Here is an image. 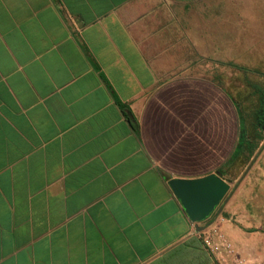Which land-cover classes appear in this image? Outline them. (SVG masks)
Returning a JSON list of instances; mask_svg holds the SVG:
<instances>
[{"label": "crops", "instance_id": "0c3cea01", "mask_svg": "<svg viewBox=\"0 0 264 264\" xmlns=\"http://www.w3.org/2000/svg\"><path fill=\"white\" fill-rule=\"evenodd\" d=\"M260 1L0 0V264L258 252L227 217L239 186L196 224L169 182L227 172L243 93L230 66L264 63L244 37Z\"/></svg>", "mask_w": 264, "mask_h": 264}, {"label": "rangeland", "instance_id": "374dc122", "mask_svg": "<svg viewBox=\"0 0 264 264\" xmlns=\"http://www.w3.org/2000/svg\"><path fill=\"white\" fill-rule=\"evenodd\" d=\"M254 3V2H253ZM264 2H259L262 8ZM262 11V10H260ZM259 32L244 34L247 40L258 46V55H264V26L261 24L264 17H259ZM255 52V50H253ZM262 59V58H261ZM247 58H244V61ZM264 60V59H263ZM258 63H246L242 67L252 71L264 72V63L258 59ZM239 88V84L237 85ZM242 87V106L246 110L255 107L256 100L249 96L247 89ZM239 168V167H238ZM233 167L231 172H239L237 180L231 184V190L239 186L236 197L231 201L227 210V217L232 219L242 229V234L251 233L258 243V252H250L249 246H243L236 253L227 250V259L241 261V264H264V141L256 151L250 163L245 168ZM226 217V218H227ZM232 261V260H231ZM231 264V262H229Z\"/></svg>", "mask_w": 264, "mask_h": 264}, {"label": "trees", "instance_id": "16d2710c", "mask_svg": "<svg viewBox=\"0 0 264 264\" xmlns=\"http://www.w3.org/2000/svg\"><path fill=\"white\" fill-rule=\"evenodd\" d=\"M242 74V82L250 97L256 100V105L250 110L242 106V102L234 101L241 128L235 148V158L227 164V172L222 177L229 183H234L239 172H231L233 167L245 168L264 141V72L252 71L240 66H230ZM227 91V90H226ZM228 96L230 95L227 91ZM230 98H232L230 96ZM123 114L133 129L137 128L136 120L127 107L122 106ZM238 168V169H239Z\"/></svg>", "mask_w": 264, "mask_h": 264}, {"label": "water", "instance_id": "95a60500", "mask_svg": "<svg viewBox=\"0 0 264 264\" xmlns=\"http://www.w3.org/2000/svg\"><path fill=\"white\" fill-rule=\"evenodd\" d=\"M235 156L236 154L233 158ZM169 186L187 217L196 224L209 218L215 208L222 201L226 202L234 192L220 172L191 180L173 179L169 182ZM202 230L203 227L198 228V231Z\"/></svg>", "mask_w": 264, "mask_h": 264}]
</instances>
